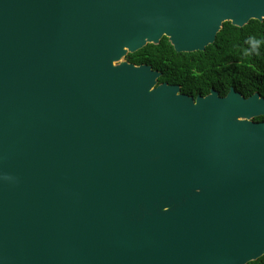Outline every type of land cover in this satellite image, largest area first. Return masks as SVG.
<instances>
[{
	"label": "water",
	"instance_id": "water-1",
	"mask_svg": "<svg viewBox=\"0 0 264 264\" xmlns=\"http://www.w3.org/2000/svg\"><path fill=\"white\" fill-rule=\"evenodd\" d=\"M264 0H0V264L264 254V97H196L126 59L203 51Z\"/></svg>",
	"mask_w": 264,
	"mask_h": 264
},
{
	"label": "trees",
	"instance_id": "trees-1",
	"mask_svg": "<svg viewBox=\"0 0 264 264\" xmlns=\"http://www.w3.org/2000/svg\"><path fill=\"white\" fill-rule=\"evenodd\" d=\"M126 59L151 65L161 72L158 83L179 85L181 93L192 97L206 95L210 88L224 96L230 87L245 97L254 92L264 97V21L251 19L242 27L224 22L203 51L177 52L163 36ZM254 121H264V115ZM246 264H264V254Z\"/></svg>",
	"mask_w": 264,
	"mask_h": 264
}]
</instances>
